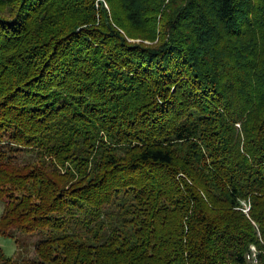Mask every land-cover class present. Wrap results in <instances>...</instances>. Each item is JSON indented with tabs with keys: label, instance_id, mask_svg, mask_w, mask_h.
<instances>
[{
	"label": "trees",
	"instance_id": "obj_1",
	"mask_svg": "<svg viewBox=\"0 0 264 264\" xmlns=\"http://www.w3.org/2000/svg\"><path fill=\"white\" fill-rule=\"evenodd\" d=\"M96 1L0 0V264H264V0Z\"/></svg>",
	"mask_w": 264,
	"mask_h": 264
},
{
	"label": "rangeland",
	"instance_id": "obj_2",
	"mask_svg": "<svg viewBox=\"0 0 264 264\" xmlns=\"http://www.w3.org/2000/svg\"><path fill=\"white\" fill-rule=\"evenodd\" d=\"M96 6L99 8L102 6L108 11L109 16L111 17V6L107 0H97ZM139 41V40H137ZM148 42V41H146ZM238 127V126H237ZM239 128V127H238ZM40 158L36 154L25 153L22 158L19 159L18 164L20 166L25 165L29 162H39ZM68 165V164H67ZM61 171H64L63 166L59 167ZM5 196H0V218L5 211ZM46 233L44 231L36 232H20L16 229L10 230L8 235H3L0 233V252H3L5 255L12 257L13 259L24 263L34 258V248L38 241L44 239ZM251 264H258L255 260Z\"/></svg>",
	"mask_w": 264,
	"mask_h": 264
},
{
	"label": "built area",
	"instance_id": "obj_3",
	"mask_svg": "<svg viewBox=\"0 0 264 264\" xmlns=\"http://www.w3.org/2000/svg\"><path fill=\"white\" fill-rule=\"evenodd\" d=\"M238 127H240V124H237ZM245 211L249 210V205L245 203ZM252 255H253V260H255L256 262H258L257 260V250L255 246H252Z\"/></svg>",
	"mask_w": 264,
	"mask_h": 264
}]
</instances>
